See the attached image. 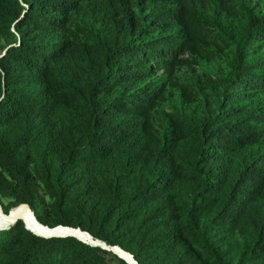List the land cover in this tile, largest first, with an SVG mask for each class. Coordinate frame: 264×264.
I'll use <instances>...</instances> for the list:
<instances>
[{"label": "trees", "instance_id": "trees-1", "mask_svg": "<svg viewBox=\"0 0 264 264\" xmlns=\"http://www.w3.org/2000/svg\"><path fill=\"white\" fill-rule=\"evenodd\" d=\"M252 1L0 0L4 212L28 204L139 264H264ZM203 60L219 66L196 73ZM0 264L127 263L18 220L0 230Z\"/></svg>", "mask_w": 264, "mask_h": 264}, {"label": "bare ground", "instance_id": "bare-ground-1", "mask_svg": "<svg viewBox=\"0 0 264 264\" xmlns=\"http://www.w3.org/2000/svg\"><path fill=\"white\" fill-rule=\"evenodd\" d=\"M0 214H1V207H0ZM2 220L5 222L3 223V226L7 225V222L13 221L16 218H21V220L24 222V220L27 222V224L29 225V227L38 232V233H60V234H75L76 236L93 243V239L92 237H90L88 234L86 233H81L80 231L77 230H72V229H68V228H58L55 230H49L46 227H43L39 224V221L37 220V218L35 217L34 212L31 210V208H29V206L27 204H21L18 205L14 208H12L11 210V214L10 216H2ZM38 221V222H37ZM101 245H103L101 243ZM115 251H117L121 256H123L124 258L128 259L129 261H132L131 256L126 254L125 252L116 249Z\"/></svg>", "mask_w": 264, "mask_h": 264}, {"label": "water", "instance_id": "water-1", "mask_svg": "<svg viewBox=\"0 0 264 264\" xmlns=\"http://www.w3.org/2000/svg\"><path fill=\"white\" fill-rule=\"evenodd\" d=\"M5 52H6V50L3 51V54H4ZM3 54H1L0 57H1ZM27 205H28V204H27ZM28 206H29V205H28ZM0 207H1V214H0V215H2V216H10L12 208L9 210V213H5L4 210H3V207L1 206V204H0ZM29 208H30V206H29ZM33 212H34V211H33ZM18 220H21V218H16V219L13 220V221L7 222V225H6V226H0V230H7V229H10L13 225H15V223H16ZM37 222H38V221H37ZM24 223H25V227H26L27 229H29L30 231H32L33 233H35L36 235H39V236H41V237H53V236H55V237H67V236H72V237H75V238H77L78 240H80V241H82V242H84V243L89 244V245L96 246V247H100V248H102V249H104V250H107V251H111V252H113V253L116 254L118 257H120L121 259H123L127 264H139V263L137 262V260L135 259L134 255H133L132 253H130V252L124 250L122 247H120V246H118V245H110V244H108L107 242H105V241H103V240H101V239H97V238L93 237L90 233H88V232H86V231H83V230H82L81 228H79V227H78V228H74V227L64 226V225H57V226H55V227H49V226H47V225H43V224H40V223H39L41 226L46 227V228H48L49 230H55V229H58V228L61 227V228H68V229L77 230V231H80L81 233H86V234H88L90 237H92V239H93V243L88 242V241H86V240H84V239H82V238L76 236L75 234H60V233H59V234H58V233H48V234H45V233H44V234H43V233H38V232L32 230V229L29 227V225L27 224V222H26L25 220H24ZM101 243H102L103 245H101ZM116 249L121 250V251L125 252L126 254L130 255L132 261H129L128 259H126V258H124L123 256H121L117 251H115Z\"/></svg>", "mask_w": 264, "mask_h": 264}, {"label": "rangeland", "instance_id": "rangeland-1", "mask_svg": "<svg viewBox=\"0 0 264 264\" xmlns=\"http://www.w3.org/2000/svg\"><path fill=\"white\" fill-rule=\"evenodd\" d=\"M250 4L252 6H254L256 9H261V8L264 9V0H253ZM4 44H5L4 41H0V55L4 51L3 50ZM218 66H219L218 62L207 63L206 61L203 60L199 66L198 65L196 66L197 67L196 73H200L204 70H206L208 72H213V70H216ZM187 74L190 75L189 73H187ZM181 112L184 114H187L183 111H181ZM41 195H43V196L45 195L43 190L41 191ZM0 196L3 199L5 204L9 201V199L6 198L5 196H2L1 193H0ZM44 197H45V200L47 202L51 201L48 196H44ZM37 209H38V211L42 212L44 210V203L41 201H37ZM3 223H5V222L2 220V217L0 215V226H3Z\"/></svg>", "mask_w": 264, "mask_h": 264}]
</instances>
